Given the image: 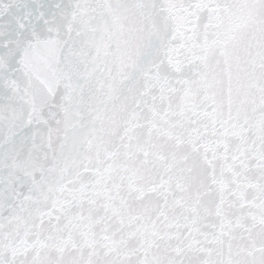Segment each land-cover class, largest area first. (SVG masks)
Wrapping results in <instances>:
<instances>
[{
  "label": "snow or ice",
  "instance_id": "obj_1",
  "mask_svg": "<svg viewBox=\"0 0 264 264\" xmlns=\"http://www.w3.org/2000/svg\"><path fill=\"white\" fill-rule=\"evenodd\" d=\"M0 264H264V0H0Z\"/></svg>",
  "mask_w": 264,
  "mask_h": 264
}]
</instances>
